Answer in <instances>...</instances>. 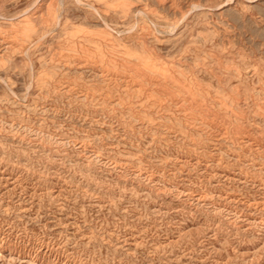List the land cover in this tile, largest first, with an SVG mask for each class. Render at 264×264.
I'll return each instance as SVG.
<instances>
[{"label": "rangeland", "instance_id": "rangeland-1", "mask_svg": "<svg viewBox=\"0 0 264 264\" xmlns=\"http://www.w3.org/2000/svg\"><path fill=\"white\" fill-rule=\"evenodd\" d=\"M0 37V264H264V0H0Z\"/></svg>", "mask_w": 264, "mask_h": 264}, {"label": "bare ground", "instance_id": "bare-ground-1", "mask_svg": "<svg viewBox=\"0 0 264 264\" xmlns=\"http://www.w3.org/2000/svg\"><path fill=\"white\" fill-rule=\"evenodd\" d=\"M127 1V0H126ZM34 2V1H33ZM38 2V1H37ZM86 3H87V1H85ZM131 2V1H130ZM32 3V2H31ZM79 3V2H78ZM130 4V3H129ZM28 6H29V4H28ZM34 6V5H33ZM38 6V5H37ZM83 6H84V4H83ZM100 6V5H99ZM31 7V6H30ZM39 7V6H38ZM58 7V6H57ZM29 8V7H28ZM30 9V8H29ZM58 9V8H57ZM89 9V8H88ZM22 10V9H21ZM90 10V9H89ZM20 11V10H19ZM18 11V12H19ZM92 11H94V10H92ZM99 11V10H98ZM143 11V10H142ZM17 12V11H16ZM25 12V11H24ZM86 12V11H85ZM92 13V12H91ZM96 13V12H95ZM94 13V14H95ZM146 13V12H145ZM86 14V13H85ZM93 14V13H92ZM97 14V13H96ZM11 15V14H10ZM15 15V14H14ZM17 15H18V13H17ZM17 15H16V18H17ZM27 15V14H26ZM87 15H88V12H87ZM4 16V15H3ZM19 16V15H18ZM140 16V15H139ZM157 16V15H156ZM5 17V16H4ZM60 17V16H59ZM131 17V16H130ZM159 17V16H158ZM6 18V17H5ZM132 18V17H131ZM140 18H142V17H140ZM7 19H8V17H7ZM9 20V19H8ZM22 20V19H21ZM11 21V20H10ZM119 21V20H118ZM131 21V20H130ZM142 21V20H141ZM120 22V21H119ZM133 22V21H132ZM143 22H144V20H143ZM148 22V21H147ZM135 23V22H134ZM136 24V23H135ZM176 24V23H175ZM22 25V24H21ZM129 25V24H128ZM138 25V24H137ZM136 25V26H137ZM139 25H140V23H139ZM24 26V25H23ZM79 26V25H78ZM109 26V25H108ZM125 26V25H124ZM127 26V25H126ZM131 26H132V24H131ZM141 26V25H140ZM143 26V25H142ZM141 26V27H142ZM166 26V25H165ZM171 26V25H170ZM173 26V25H172ZM19 27V26H18ZM26 27V26H25ZM28 27V26H27ZM111 27V26H110ZM11 28V27H10ZM32 28V27H31ZM35 28V27H34ZM48 28V27H47ZM138 28V27H137ZM136 28V29H137ZM160 28V27H159ZM53 29V28H52ZM51 29V30H52ZM118 29H120V28H118ZM125 27H124V31H125ZM161 29V28H160ZM163 29V28H162ZM164 30V29H163ZM123 31V32H124ZM161 31V30H160ZM79 32V31H78ZM80 33V32H79ZM73 34H75V33H73ZM71 35H72V33H71ZM36 36V35H35ZM121 36V35H120ZM42 37H43V35H42ZM75 37V36H74ZM103 37H105V36H103ZM148 37H149V35H148ZM1 38V37H0ZM39 39V38H38ZM70 39V38H69ZM104 39V38H103ZM122 39V38H121ZM24 40V39H23ZM124 40H126V39H124ZM12 42V41H11ZM134 42V41H133ZM138 42V41H137ZM101 44V43H100ZM131 44V43H130ZM31 45V44H30ZM29 45V46H30ZM93 45H96V44H93ZM108 45V44H107ZM156 45V44H155ZM28 46V47H29ZM97 46V45H96ZM7 47V46H6ZM143 48V47H142ZM31 49V48H30ZM27 50H29V49H27ZM98 50V49H97ZM106 50V49H105ZM161 50V49H160ZM180 50V49H179ZM9 51V50H8ZM12 51V50H11ZM2 53V52H1ZM101 53V52H100ZM152 53V52H151ZM111 54V53H110ZM115 55V54H114ZM125 55V54H124ZM208 56V55H207ZM229 56V55H228ZM29 57V56H28ZM123 57V56H122ZM223 57V56H222ZM70 58V57H69ZM101 59V58H100ZM135 59H137V58H135ZM219 59V58H218ZM250 59V58H249ZM101 61H102V59H101ZM107 62V61H106ZM137 63V62H136ZM155 64V63H154ZM122 65V64H121ZM71 66V65H70ZM175 66V65H174ZM147 67V66H146ZM224 67V66H223ZM252 68V67H251ZM149 69V68H148ZM168 69V68H167ZM226 69V68H225ZM228 70V69H227ZM253 70V69H252ZM152 71V70H151ZM244 71V70H243ZM162 73V72H161ZM258 73V72H257ZM209 74V73H208ZM153 75V74H152ZM50 76V75H49ZM142 76V75H141ZM263 76V75H262ZM158 77V76H157ZM211 77V76H210ZM209 77V78H210ZM151 78V77H150ZM166 79V78H165ZM213 80V79H212ZM243 80V79H242ZM189 81V80H188ZM190 81H191V79H190ZM153 84H155V83H153ZM165 84V83H164ZM199 84V83H198ZM171 85V84H170ZM217 85V84H216ZM139 86V85H138ZM219 86V85H218ZM179 91V90H178ZM162 93V92H161ZM202 95V94H201ZM145 97V96H144ZM149 97V96H148ZM150 98V97H149ZM238 100V99H237ZM225 101V100H224ZM234 101V100H233ZM161 104V103H160ZM174 105H175V103H174ZM205 105V104H204ZM154 108V107H153ZM214 108V107H213ZM177 113H178V111H177ZM221 113V112H220ZM152 115V114H151ZM247 115V114H246ZM261 115V114H260ZM259 115V116H260ZM161 116V115H160ZM176 116V115H175ZM223 116V115H222ZM258 116V117H259ZM193 118V117H192ZM239 118V117H238ZM260 118V117H259ZM203 119V118H202ZM200 120V119H199ZM186 121V120H185ZM216 121V120H215ZM237 121V120H236ZM209 124V123H208ZM184 126H186V125H184ZM221 127V126H220ZM219 127V128H220ZM178 130V129H177ZM225 130V129H224ZM183 132V131H182ZM184 138V137H183ZM211 138V137H210ZM229 141V140H228ZM220 144V143H219ZM225 144V143H224ZM207 145V144H206ZM209 145V144H208ZM214 146V145H213ZM217 146V145H216ZM239 146V145H238ZM228 147V146H227ZM185 149V148H184ZM220 149V148H219ZM195 150V149H194ZM226 153V152H225ZM199 155V154H198ZM243 156V155H242ZM215 157V156H214ZM264 157V156H263ZM218 162V161H217ZM217 164V163H216ZM239 169V168H238ZM258 170V169H257ZM258 173V172H257ZM251 177V176H250ZM255 178V177H254ZM261 180V179H260Z\"/></svg>", "mask_w": 264, "mask_h": 264}]
</instances>
